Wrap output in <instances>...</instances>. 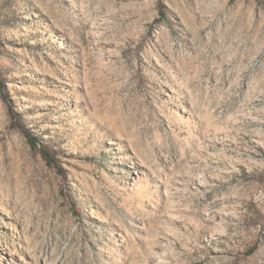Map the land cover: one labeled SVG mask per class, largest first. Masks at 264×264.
Returning <instances> with one entry per match:
<instances>
[{"label":"rangeland","instance_id":"1","mask_svg":"<svg viewBox=\"0 0 264 264\" xmlns=\"http://www.w3.org/2000/svg\"><path fill=\"white\" fill-rule=\"evenodd\" d=\"M0 264H264V0H0Z\"/></svg>","mask_w":264,"mask_h":264},{"label":"trees","instance_id":"2","mask_svg":"<svg viewBox=\"0 0 264 264\" xmlns=\"http://www.w3.org/2000/svg\"><path fill=\"white\" fill-rule=\"evenodd\" d=\"M23 132L25 134V137H26L27 142L29 143V145L33 149H37L38 150V152L40 153V155L44 159V161L48 165L58 168V163H57L55 155L50 150H48L46 147L40 146L39 145V141H38V139L35 136H33L32 134H30L29 132H27L25 130H23Z\"/></svg>","mask_w":264,"mask_h":264}]
</instances>
